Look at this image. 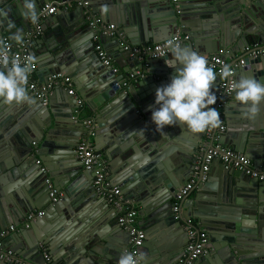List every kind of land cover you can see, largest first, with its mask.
Segmentation results:
<instances>
[{
	"label": "water",
	"instance_id": "1",
	"mask_svg": "<svg viewBox=\"0 0 264 264\" xmlns=\"http://www.w3.org/2000/svg\"><path fill=\"white\" fill-rule=\"evenodd\" d=\"M65 1L34 0L35 10L39 16L48 2ZM91 1L105 20L123 28L128 22L124 29L131 39L140 36L136 43L140 46L179 33L188 37L182 46L200 54L211 55L221 47L241 54L245 46L264 40V0ZM23 3L0 0V9L9 12L14 31L21 35L31 30L30 21L21 16ZM75 10L81 14L80 8ZM56 18L52 17L54 21ZM83 23L80 18L62 15L52 33L36 42L41 56H32L36 68L46 75L40 83L56 72L70 73L74 78L79 75L76 94L97 123L94 148L100 151L106 145L110 180L140 206L138 225L148 235L139 249L144 254L141 264H177L187 237L183 221L172 215L171 199L188 181L192 154L205 132L193 134L184 126L174 125L165 126L161 133L151 120L152 110L159 107L155 104L156 89L169 84L175 74V69L165 63L171 54L139 61L115 38L103 37L102 48L111 60L104 66ZM2 26L3 31L10 30L6 21ZM110 41L116 46L113 51L108 49ZM113 66L120 72L114 74ZM136 71L145 75L116 92L114 85ZM234 77L235 82L241 77L264 82V55L246 60ZM52 91L46 104L29 92L35 100L32 105L0 102V232L11 225L17 229L0 243L6 249L11 246V251L33 264H37L34 257L44 263L42 246L52 255L53 264H118L128 235L113 227L110 208L93 191V173L82 170L74 158L82 132L79 119H73L74 97L62 84ZM234 97L233 91L224 109L226 130L219 143L230 145L259 165L264 162V103L257 116L248 119L247 109ZM115 107L120 110V120L111 117ZM214 162L222 169L217 177L208 171L207 179L193 189L194 197L182 203V217H194L207 234L208 252L195 264H264V179ZM46 179L61 193L55 202L48 197ZM91 208L94 210L89 212ZM33 210H42V217L20 228V222ZM104 221H108L109 231L100 228ZM0 264L11 263L0 260Z\"/></svg>",
	"mask_w": 264,
	"mask_h": 264
},
{
	"label": "built area",
	"instance_id": "2",
	"mask_svg": "<svg viewBox=\"0 0 264 264\" xmlns=\"http://www.w3.org/2000/svg\"><path fill=\"white\" fill-rule=\"evenodd\" d=\"M175 2V0H172ZM69 10L80 8L84 23L93 31L92 43L93 50L100 59L102 65L108 66L111 60L108 53L102 48V38H115L122 49L129 53V56H135L139 61L152 60L163 58L171 54L167 47L169 40L178 41L181 45L187 43L188 37L177 33L172 38L162 42L146 44L142 46L131 45L127 40L125 33L115 24L101 20L92 10L88 0H67L60 4H45L39 12L38 22L33 24L31 30L25 35L20 44L11 42L10 38L0 31V39H3L10 45L8 54L10 57H17L23 61V58L30 55V47L32 41L39 37L41 32V21L44 17L54 15L59 9ZM264 55V40L254 42L245 46L240 55L232 57L226 49H218L211 55H205L208 59V66L218 74L224 64L232 67L233 76L231 82L219 78L216 84L215 95L217 97L214 107L220 114L221 124L215 129L205 131L199 145L192 154V172L188 181L175 194L172 199L171 212L173 217L183 221L182 227L186 232L187 243L183 250V254L177 264H195V262L208 252L207 234L200 223L192 217H182V203L189 196L197 183H203L206 179L207 172L210 169L211 163L215 160L221 162L226 169L236 170L251 178L259 180L264 179V162L259 165H254L253 162L244 155L235 152L231 148L225 147L219 143V138L226 130V122L224 117V109L231 100L233 90L231 84L235 83L234 73L239 67H243L246 60H254L259 56ZM36 64L33 65V70L28 77L27 89L35 98L41 99L43 104H46L49 94L52 90L62 84L68 90V95L73 96L76 108L73 111V119L81 122L82 132L77 146L74 149V157L80 162L82 167L93 173L92 188L98 198L103 199L108 206L115 212L116 224L128 235L127 245L124 250L139 256V249L145 240V232L137 224V204L134 200L126 198L118 186H111L108 182V164L104 156L95 150L94 137L97 130V123L93 116H83L85 109L84 102L76 94L75 89L71 85L69 77L62 73H54L46 79L45 83H40L35 79ZM114 74L119 73V68L112 67ZM140 71L135 74H128L122 80L114 85L116 92L124 90L130 83L137 81L138 77H143ZM49 189L48 197L51 202H55L61 196V193L55 190L49 179H46ZM43 215L42 210H33L27 213L22 227H27L28 223ZM14 226H9L5 231L0 232V238L5 237L10 232L15 231ZM0 260L11 264H33L30 261L24 260L17 253L5 249L0 243ZM43 264H52L47 253H43Z\"/></svg>",
	"mask_w": 264,
	"mask_h": 264
},
{
	"label": "clouds",
	"instance_id": "3",
	"mask_svg": "<svg viewBox=\"0 0 264 264\" xmlns=\"http://www.w3.org/2000/svg\"><path fill=\"white\" fill-rule=\"evenodd\" d=\"M21 16L33 24L38 22L34 0H24ZM0 17L4 18L0 23L6 21L8 29L15 27L14 22L9 19L8 11L0 10ZM10 39L17 44L22 42L19 31L12 34ZM167 47L172 58L165 63L175 69V74L169 84L156 89L155 104L159 107L152 110L153 106L149 105L156 130L163 133L165 126L180 125L193 134H199L219 127L220 114L214 107H210L217 100L213 87L218 77L231 82L232 67L224 64L217 74L208 66L205 55L182 46L178 41L169 40ZM9 48L10 45L0 39V102L8 106L32 105L35 100L29 95L27 85L35 58L29 55L22 61L20 58L10 57ZM231 88L235 92V101L247 109L246 118L254 119L260 111V105L264 103V82L241 77L231 84ZM143 260L144 254L135 256L125 251L118 264H141Z\"/></svg>",
	"mask_w": 264,
	"mask_h": 264
},
{
	"label": "crops",
	"instance_id": "4",
	"mask_svg": "<svg viewBox=\"0 0 264 264\" xmlns=\"http://www.w3.org/2000/svg\"><path fill=\"white\" fill-rule=\"evenodd\" d=\"M89 2H90V5H91V8H92V10L95 12V14L101 19V20H103V21H105V22H108V23H113V22H110V21H107V20H105L104 19V17L102 18L101 16H99L98 15V8L99 7H97V6H95L94 4H95V2H92L91 0H88ZM47 4H51V5H54L55 3H53V2H48ZM4 9V7L3 8H1L0 10H3ZM11 12L13 11V9H11L10 10ZM15 11H17V10H15ZM62 15L64 16V15H67V16H71V17H73V18H75V19H78V18H80L81 19V21H83V19H82V15L80 14L79 15V13L75 10V8H73V9H69V10H64V9H59L58 11H57V13L55 14V15H50V16H46V17H44L43 19H42V21H41V24H40V27H41V32H42V34L39 36V37H37V38H35L33 41H32V43H31V47H30V55L32 56V54H36V55H39L40 54V56H41V53L39 52L40 50L38 49V48H36L35 47V45H36V42L37 41H41L40 39H44L45 37H48V35H50V33H52V31H53V28L54 27H56V25H58V24H60V22L62 21ZM54 16H56L57 18H56V20L54 21L53 19H52V17H54ZM0 21H2L1 20V18H0ZM30 21V20H29ZM84 24V29L86 30V33L88 34V40L89 41H91V43H92V36H93V31L91 30V29H89L88 27H87V25L85 24V23H83ZM113 24H115V23H113ZM116 25V24H115ZM118 28H120L121 30H123L124 32H125V35H126V37H127V40L129 41V42H131L133 45H135V46H140V45H138V44H136V43H138L139 42V39L138 38H140V36L137 34V35H135V39H131V37H132V35L130 34V33H128V32H126V30L125 29H127L128 27H129V24H128V22H126L125 23V26H124V28L123 27H120V26H118V25H116ZM30 27H33V23H31V21H30ZM15 29L14 28H12V29H10V30H8V31H3V26H2V23H0V31H2L3 33H5L9 38L12 36V34H14V33H16L15 31H14ZM27 33L28 32H26V33H24L23 35H21V37H22V39L25 37V35H27ZM11 40V42H13L14 44L16 43L15 41H13L12 39H10ZM102 42V41H101ZM149 44H150V42H149ZM108 45V49H109V51H113V50H115L116 49V46H115V44H114V42L113 41H110L109 42V44H107ZM222 48V47H221ZM223 49V48H222ZM106 51V50H105ZM107 52V51H106ZM108 53V52H107ZM230 56H232V57H235V56H237V55H240V53H237V52H234V53H228ZM35 64H36V62H34ZM50 63H46V65H49ZM125 68H127V67H125ZM119 72H120V70H119ZM141 72V71H140ZM57 73V72H56ZM59 73H62V74H64L65 76H67V77H69L70 78V80H71V85H72V87L75 89V85L77 84V81H76V78L79 76H77V77H73L72 75H70V73H66V72H59ZM142 73V72H141ZM142 74H144L145 75V73H142ZM44 78H46V75H45V73L44 72H42V71H40V69L38 70L37 68H36V72H35V79L38 81V82H40V80H42V79H44ZM133 82H135V81H133ZM53 92V91H52ZM30 93V92H29ZM32 95V94H31ZM83 116H85V117H87V116H93L94 117V115H93V113L92 112H90L86 107H85V109H84V111H83ZM111 117H112V119L113 118H116V119H118V120H120V119H122V117L120 116V110L117 108V107H115V108H112V112H111ZM95 118V117H94ZM111 133H109V135H110ZM201 142V141H200ZM199 142V143H200ZM229 144V143H228ZM223 146H225V147H228V148H231L232 149V147L230 146V145H223ZM106 149V145H103V147H102V149L100 150V151H98L99 153H101L103 156H104V158L107 160V164H108V182H109V184L111 185V186H114V183H113V181L112 180H110V171H109V168H110V161L106 158V156H105V150ZM75 158V157H74ZM212 163H213V165H212ZM211 163V166H210V169H209V171L211 170L212 171V177L213 178H216L217 177V174L218 173H220V171L222 170L221 168H220V166H218L214 161ZM82 170H84V171H86L83 167H82ZM207 177H208V174L206 175V179H207ZM209 177H211V175L209 174ZM211 177V178H212ZM85 182H86V180H84ZM88 183H91V181H88ZM194 195H195V191L194 190H192V192L189 194V196H188V198H193L194 197ZM126 198H128V199H131V200H134V202L137 204V212H138V210L140 209V206L138 205V203H137V201L134 199V198H132L130 195H124ZM97 197V196H96ZM98 198V197H97ZM98 199H100L101 200V198H98ZM102 201V200H101ZM173 200L171 199V202H172ZM108 205V204H107ZM186 205H190V201H187L186 202ZM109 208H110V211H109V213H110V215H111V217L110 218H112L113 219V221H114V228H118V226H117V224H116V218H115V212H114V210L110 207V206H108ZM94 210V208H91L90 210H89V212L90 211H93ZM89 212H87V213H89ZM193 219H195L194 217H192ZM137 224H138V222H139V218H138V216H137ZM196 220V219H195ZM22 221H24V220H22ZM197 221V220H196ZM22 223L23 222H20V225H19V227L20 228H22ZM11 226H13V225H11ZM107 228L108 229V231H109V229H110V227H109V224H108V221L106 222V221H104L103 223H102V225H100V228ZM140 227V226H139ZM141 228V227H140ZM141 229H143L144 230V232H145V239L146 238H148V235L146 234V230L144 229V228H141ZM17 230V229H16ZM15 230V231H16ZM15 231H13V232H10L9 234H7L6 236H8V235H11V234H13L14 235V233H15ZM5 236V237H6ZM5 237H3V238H5ZM3 238H0V241L3 239ZM12 247L11 246H8L7 247V249L8 250H10ZM6 249V248H5ZM44 251H47V249L45 248V246H42V254H43V252ZM44 253H46V252H44ZM47 254L49 255V257H50V260H51V263L53 264V262H52V255L50 254V252L49 251H47ZM205 254H207V251H206V253ZM205 254H203L201 257H203ZM200 257V258H201ZM199 258V259H200ZM198 259V260H199ZM33 261L34 262H36L37 264H41V262H42V259L40 258V257H34V259H33Z\"/></svg>",
	"mask_w": 264,
	"mask_h": 264
}]
</instances>
